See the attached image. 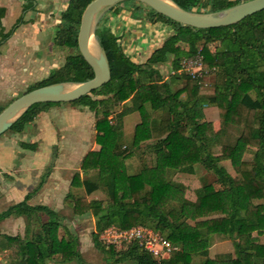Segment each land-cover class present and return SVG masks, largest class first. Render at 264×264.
<instances>
[{
	"label": "trees",
	"instance_id": "trees-1",
	"mask_svg": "<svg viewBox=\"0 0 264 264\" xmlns=\"http://www.w3.org/2000/svg\"><path fill=\"white\" fill-rule=\"evenodd\" d=\"M89 1L68 0L52 38L53 45L73 48L76 53L66 55L61 66L25 91L92 77L91 68L76 47L80 14ZM127 1L132 3L130 10L135 17L149 16L154 22L164 23L170 33L144 60L135 61L122 49L121 35L97 22L94 35L108 61L109 80L69 102L97 115L94 140L98 148L87 151L79 165L83 173L94 170L95 179L74 173L69 185L81 188L86 195L100 190L106 202L67 194L73 214L94 218L92 238L96 246V235L114 225L121 229L149 228L179 247L157 259L135 243L119 250L101 246L106 264H264V242L257 241V237H264V9L231 25L194 29L138 2ZM242 1L173 0L182 9L200 12L221 10ZM118 6L107 12L116 13ZM3 11L0 7V18ZM15 26L6 32L0 29V40H5ZM211 41L218 42L213 52L206 47ZM196 53L201 56V70L214 72L211 100L220 124L215 131L211 123L196 117L198 108L206 105L197 78L178 72L180 60ZM167 60L172 73L164 78L155 65ZM179 81V87H170ZM54 104L59 103L32 104L7 131L21 132ZM115 106L120 108L113 111ZM135 111L139 122L126 147L122 119ZM150 111L161 115L152 118ZM227 125L237 128L238 134L233 142L221 143L218 153L214 152L212 148ZM20 146L35 150L34 143L20 142ZM247 146L253 149L245 158ZM224 160L233 174L220 164ZM197 164L210 171L214 179L197 187L194 199L189 200L183 186L168 180L165 173L172 169L192 174ZM127 166L132 173H126ZM48 172L49 167L21 200L0 210V221L21 217L24 222L21 234L0 232V251H8L10 257L6 264H48L56 255L61 263L83 264L76 236L65 228L63 236L57 235L61 227L59 214L44 204L27 202ZM212 235L230 239L232 252L208 257Z\"/></svg>",
	"mask_w": 264,
	"mask_h": 264
},
{
	"label": "rangeland",
	"instance_id": "rangeland-1",
	"mask_svg": "<svg viewBox=\"0 0 264 264\" xmlns=\"http://www.w3.org/2000/svg\"><path fill=\"white\" fill-rule=\"evenodd\" d=\"M118 4H119V6L116 8L117 10H115V11H116V14L121 16V18H119V21L114 22L113 29L116 30V32L120 31V29L122 27V22L124 20V18H122V17H126V19L128 18V20H126V23H128V24H130V19H131L130 17H135L134 16L135 10L133 11L134 15L132 14V12L129 14L130 5H132V3H130L129 1H123V2L118 3ZM137 4L141 7L145 6L142 3H137ZM111 14H113V13L112 12L111 13L106 12L104 15H102L100 17L99 23L109 25V22H110L109 18H110ZM134 20H135V22H137L136 25L138 28L136 30H142V33L145 36H147V37L150 36L152 39H155L156 37L160 36V34H161V37H159L160 40H158L157 43H155V45L150 44L149 49H147V51H144L143 48H146L144 46L143 47L139 46L138 48H135L139 51L138 56L142 55L140 53H142L144 51L143 52L144 54L142 56H139V58H136V59L134 58L135 61H140V59L142 61L154 48H156L157 46L160 45L161 39L164 37L163 34L168 32L169 29L166 27V25L164 23L159 22V21L154 22L151 20V18L149 16H146V15H141L139 17L136 16L134 18ZM162 29H164V30H162ZM162 31H164V32H162ZM131 39L132 38H130V40H126V42L124 41V39H121L120 42L122 45H124L123 47H125V45L129 46L130 42L131 41L133 42V40H131ZM217 46H218L217 41H211V42L206 43V47L210 52H213ZM64 48H65V50H64V53L62 54V56L64 55V58L66 55H69V54L71 55V54L76 53V51L73 48H67V47H64ZM63 62H64V60H63ZM63 62H62V64H63ZM155 67L160 71V73L162 74V76L164 78H167V76L171 73L168 60L165 61L164 63L155 65ZM195 78H197V80H198L197 82L199 84L200 94L206 98V106H202V107L198 108L196 117L198 119L200 118L202 121H207V122L211 123V126H212L213 130L215 131L220 127V124H219V120H218L217 109L215 107V104L211 100V95L213 92L212 83H213V79H214V72H213V70H209V71L203 72L200 76H197ZM39 80H35L33 82L28 83L25 86L15 88L14 91H10V92H6L5 94H2L0 97V107L7 104L6 101L10 102V100H12V98L14 99L16 96L25 92V89L28 86L32 85L33 83H35ZM181 84H182V81L181 82L179 81L178 83L172 84L170 87L172 89H175V88L179 87ZM181 97H183V94L181 95ZM65 104L70 105L69 102H67ZM54 105H58V104H54ZM70 106H73V105H70ZM76 107H79V106H76ZM145 107H146V109H148L147 104ZM82 108L87 109L86 107H82ZM119 108H120V106H115L113 108V111H116ZM202 109H203V112L205 111L204 114L202 112ZM44 111H42V112H44ZM42 112H40L35 119H33L28 124H26V126L24 127V129L21 132L17 133V132H13V131H5L4 133H2L0 135V144L1 145L6 144L8 146L7 149H9V151L11 149L14 150L15 148L17 150L22 149L23 153H25L26 155H31L32 152H30L27 149H23L20 146V142L34 143L35 148H37V146H39L40 155L43 156L44 151L46 150L47 146L49 145L47 143H50V142H47V143L41 142L40 143L39 140H37L35 137H33V136H35L36 130L38 129V127H36V125H38V123L36 122V124H35L34 120L37 119V121H39L38 117L40 116V114ZM150 113L152 115V118H158L161 115L159 112H151L150 111ZM87 115H88L89 120L85 124L86 126L84 128V131H82L83 128L81 126L82 125L81 121L78 124L76 123L77 121L74 122L78 118L80 119V115L73 114V117H72V116H69L67 113L62 114L60 119H63L62 121L66 124V126H63V127L69 128L72 131V133H75L78 136L81 135V137L79 136L78 139H75L71 133V135L68 137V139H66V141L60 142V144L58 143L55 145H51L50 149H49L50 158H49V161L47 163L48 164L47 166L53 165V163L55 162L54 158H55L56 153H57L55 150L57 147L61 146V148H62L61 149V155L65 156L67 154L68 155L70 154L68 152V147L72 146L71 143L75 142L76 144H80L81 141H83L82 144L79 145L80 152L77 154L78 155L77 157L69 158L68 162H70V163L64 162L65 159H61V161L58 163V165L64 163L61 167V168H63L61 176L67 178L68 180L71 179V177L74 173H78L81 178H89V179H93V180L95 179V171L94 170L83 173L79 169L81 159H79L78 157L81 156L80 158H82L83 155L87 151L95 150L98 148V145L95 143V140H94V135H95L94 121L97 118V115H95L90 110H88ZM91 118L93 120H91ZM135 120L139 121V115L136 111L125 115L122 119L123 144L126 147L131 144V138H132L131 132L134 128V124L136 122ZM40 122H42V121H40ZM40 122H39V124H40ZM55 125H56V127L59 126L58 123ZM237 134H238L237 128H235L231 125L225 126L224 127V133L221 135L218 144H216L215 147L212 148V150L214 152L218 153V151L220 149V144L233 142V140L237 136ZM73 139H74V141H70ZM143 144L144 143H141L140 147H143ZM75 147H77V146H75ZM247 148H248V151L244 153L245 158L249 157L250 149H253L250 146H247ZM2 152H4V154ZM6 152H7V154H6ZM6 152L3 150L2 147H0V154H2L0 157V162H1L0 165L2 167L6 168L7 172H8V174L2 173L3 176L2 175H0V176H1V180L4 179L7 181V184H8L7 190H8V189H11V186L12 187H15V186L18 187V184H16L15 182H11L12 180L14 181L15 178H17V173H13L11 170H9L11 165H18L19 162L25 163L26 161H30L29 160L30 157L24 156V159H19L17 156H16L17 157L16 158L14 156V154H13V156L8 157L10 155V152H8V151H6ZM41 160L44 161L43 158ZM34 161H38V159L35 158ZM220 164L222 166H224L230 174H233V171H232L230 164L227 160L221 161ZM46 168H43V170L40 172L38 179H36L34 182H32L31 190L37 186L39 179H40V176L44 173ZM125 171H126V173H132L133 169L130 166H127V169ZM125 171H121L120 173H122V175H123L125 173ZM165 176L168 180H172L174 182L180 183L184 188V196L189 200L194 199V190L197 187L202 185V183H204V182L212 183L213 179H214L213 174L210 171H208L207 169H205L201 164L195 165L194 172L192 174H187V173L175 171L172 169H168V170H166ZM10 178H12V179H10ZM4 193L6 194V196L3 195ZM4 193L0 194V197H1V195L4 196V197L0 198V210L5 208V206H7L8 204L17 200L15 196L10 195L9 191L8 192L4 191ZM67 194H68V196L71 195L72 197H85L87 200L98 199V200L102 201L103 203L106 202L105 196L102 194V192L100 190H95L94 192L90 193L89 195H86L81 188H79V187H72L71 188L70 187L64 193V196H63L61 201H60V199L53 200V202L50 203L51 205L48 207L55 210L59 214V217H60L59 219H60L61 227L57 229V235L63 236V228H65L70 234H74L76 236L77 242H78V250L80 252L83 264H106L105 259L103 257V254L100 251V247L101 246L105 247V246L102 245L101 242H99V240H98V237L101 235L103 230L101 232H99L95 238V243L99 244L98 245L99 247H98L94 244L93 238H92L93 233H94V218L88 214L74 215L73 210H72V204H71L70 198L66 196ZM23 223H24L23 218L17 220L16 217L15 218L13 217L12 220H8L6 222L0 223V232L7 233V234H15V233L21 234L22 229H23ZM64 237H65V235H64ZM257 241L264 242V237L263 236L257 237ZM126 247H127V244H124V245L115 247V249L119 250V249H124ZM231 252H232V245H231L230 239H228L226 237L218 236V235H212L210 237L209 242H208V249H207L208 257L213 258L214 255L231 253ZM9 258L10 257H9L8 251H0V264H6L9 260ZM48 264H73V262L61 263L59 261L58 255H56L53 257L52 260L49 261ZM119 264H131V263L128 261H125V262L119 263Z\"/></svg>",
	"mask_w": 264,
	"mask_h": 264
},
{
	"label": "crops",
	"instance_id": "crops-1",
	"mask_svg": "<svg viewBox=\"0 0 264 264\" xmlns=\"http://www.w3.org/2000/svg\"><path fill=\"white\" fill-rule=\"evenodd\" d=\"M67 1L68 0H0V7L4 10L0 18V29L2 32H6L16 23L11 34L5 40H0V97L6 92L14 91L15 88L25 86L30 82L44 78L51 70L58 68L62 64L64 60V55L62 56V54L65 48L53 45L52 38L55 27L59 22V14L65 8ZM131 12L132 11L129 10V14ZM119 18H121V16L118 14H111L109 26L116 35H121L120 40L124 39L126 42V40L132 38L131 40H133V42L131 41L129 46L125 45V47H123L124 45H122L121 42L120 44L122 49L133 59L142 56L144 54L143 52L149 49L150 44L155 45V43L160 40L159 37H161V34L155 39H152L150 36H145L142 30H136L138 27L134 17H130V24L126 23L128 18L122 17L124 18L122 27L120 31L116 32V30L113 29V25L115 21H119ZM169 33L170 30L164 34L162 33L164 37L161 41ZM139 46H144L146 48H143L144 51L140 53L142 55L138 56L139 51L135 48ZM8 102L9 101H6V103ZM64 104L65 103H59L58 105L48 106L44 112L41 111L42 113L38 117L39 121H37V119L34 120L35 124L36 122L38 123V125H36L38 129L33 137L39 140L40 143L50 142L47 143L49 145L44 151L43 156L40 155L39 146H37L34 151L29 150L32 152L31 155H26L23 153L22 149L17 150L15 148L9 151L6 144H0V147H2L5 152H10L8 157L13 156V154L19 159H24V156L30 157V161H26L25 163L19 162L18 165H11L10 169L8 168L13 173H17V178L11 182L18 184V187L11 186V189L7 190V181L4 179L1 180L0 176V194H3L4 191H9L10 195L15 196L17 199L14 202L21 200L27 192L31 191L32 182L38 179L43 168L49 167V172L44 182L27 202L31 205L45 204L50 206L53 200H62L64 193L71 186L69 185L70 179L68 180L61 176L63 170L61 167L64 163L60 165H58V163L61 159H65L64 162L70 163L68 162L69 158L77 157V154L80 152L79 145H81L83 141H81L80 144H76L75 142L71 143L73 147H68V152L70 154L65 156L61 155V146L57 147L58 149L56 148L55 150L57 152L54 158L55 162L53 165L47 166L50 158V146L66 141L72 133L69 128L63 127L66 126V124L62 121L63 119H60L62 114L67 113L72 117L73 114L80 115V119L78 118L74 122L77 121L76 123L78 124L81 121L82 131H84L85 124L89 120L87 115L88 110L82 108L83 106L76 107ZM91 120L93 119L91 118ZM135 121V124L139 122L137 120ZM57 123L59 126L56 127L55 124ZM132 133L133 130L131 132V137ZM72 136H74L75 139H78L79 136L81 137V135L78 136L75 133H72ZM70 141H74V139ZM2 153L4 154V152ZM1 155L2 154H0V157ZM80 157L78 158L81 159ZM35 158H37L38 161H34ZM42 158L44 161L41 160ZM2 173L8 174L7 169L0 165V175H2ZM3 195L6 196L5 193ZM3 195H1L0 198L4 197ZM12 219L13 217H8L0 221V223ZM16 219H21V217H16Z\"/></svg>",
	"mask_w": 264,
	"mask_h": 264
},
{
	"label": "water",
	"instance_id": "water-1",
	"mask_svg": "<svg viewBox=\"0 0 264 264\" xmlns=\"http://www.w3.org/2000/svg\"><path fill=\"white\" fill-rule=\"evenodd\" d=\"M127 0H90L83 8L76 33V47L92 70L84 81H59L27 90L0 110V135L35 103H67L100 87L109 80L108 61L94 30L100 17L111 7ZM181 25L194 29L234 24L264 9V0H245L217 11H193L179 7L173 0H132Z\"/></svg>",
	"mask_w": 264,
	"mask_h": 264
},
{
	"label": "built area",
	"instance_id": "built-area-1",
	"mask_svg": "<svg viewBox=\"0 0 264 264\" xmlns=\"http://www.w3.org/2000/svg\"><path fill=\"white\" fill-rule=\"evenodd\" d=\"M179 71H183L192 77L200 76L203 72H206L201 70V56L198 53L182 58L179 62ZM98 240L105 247L109 245L117 247L135 243L138 247L147 251L157 259L165 258L170 253L179 249L177 245L171 244L157 231L142 226L121 229L110 225L103 229Z\"/></svg>",
	"mask_w": 264,
	"mask_h": 264
}]
</instances>
